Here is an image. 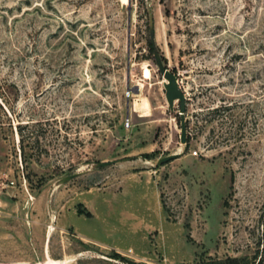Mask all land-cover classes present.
Listing matches in <instances>:
<instances>
[{
  "label": "rangeland",
  "instance_id": "374dc122",
  "mask_svg": "<svg viewBox=\"0 0 264 264\" xmlns=\"http://www.w3.org/2000/svg\"><path fill=\"white\" fill-rule=\"evenodd\" d=\"M49 259L264 264V0H0V264Z\"/></svg>",
  "mask_w": 264,
  "mask_h": 264
},
{
  "label": "water",
  "instance_id": "95a60500",
  "mask_svg": "<svg viewBox=\"0 0 264 264\" xmlns=\"http://www.w3.org/2000/svg\"><path fill=\"white\" fill-rule=\"evenodd\" d=\"M164 73H165V71L163 72V74ZM176 89H177V86H175V85H172L170 87L171 91L175 92ZM185 110H186L185 105H183V103H181V112H185ZM180 138H181V144L186 145L187 141H188V130H187V122H186V119L184 117H182V119H181V137ZM171 158H173V157H171Z\"/></svg>",
  "mask_w": 264,
  "mask_h": 264
},
{
  "label": "bare ground",
  "instance_id": "6f19581e",
  "mask_svg": "<svg viewBox=\"0 0 264 264\" xmlns=\"http://www.w3.org/2000/svg\"><path fill=\"white\" fill-rule=\"evenodd\" d=\"M126 3H128V0H124ZM171 83H172V85H175L176 86V84L174 83V80L173 79H171ZM171 85V86H172ZM171 97L173 98V99H176L177 98V93H176V90H175V92L174 91H172L171 92ZM51 231H53V229H51ZM3 264H63V262L62 261H55V260H51V259H49V260H46V261H44V262H37V263H3Z\"/></svg>",
  "mask_w": 264,
  "mask_h": 264
},
{
  "label": "trees",
  "instance_id": "16d2710c",
  "mask_svg": "<svg viewBox=\"0 0 264 264\" xmlns=\"http://www.w3.org/2000/svg\"><path fill=\"white\" fill-rule=\"evenodd\" d=\"M188 128V126H187ZM189 137H188V141H189ZM239 261L238 259H227L225 261H218V262H203V263H198V264H238Z\"/></svg>",
  "mask_w": 264,
  "mask_h": 264
}]
</instances>
